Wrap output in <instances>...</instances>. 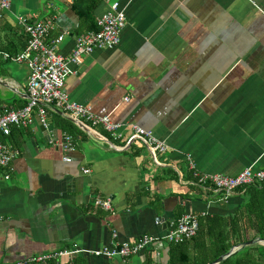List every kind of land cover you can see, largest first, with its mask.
I'll use <instances>...</instances> for the list:
<instances>
[{"label":"crops","instance_id":"0c3cea01","mask_svg":"<svg viewBox=\"0 0 264 264\" xmlns=\"http://www.w3.org/2000/svg\"><path fill=\"white\" fill-rule=\"evenodd\" d=\"M75 1L12 0L0 18V53L24 49L19 19L51 22L49 39L64 36L57 53L68 60L84 31ZM113 3L125 16L118 47L69 64L64 91L124 127L112 140L99 127L76 125L68 153L60 111L48 113L45 129L35 122L11 131L5 142L19 155L9 180L0 177V264L91 253L144 235L162 239L180 211L225 215L243 202L234 194L223 201L196 185L193 173L233 178L246 168L264 170V0H102L94 22ZM27 77L25 65L0 58V109L26 105ZM131 125L165 144L157 164L139 141L126 146ZM95 200H108L112 212ZM165 245L124 263L78 255L83 264H167Z\"/></svg>","mask_w":264,"mask_h":264},{"label":"built area","instance_id":"2783aa9c","mask_svg":"<svg viewBox=\"0 0 264 264\" xmlns=\"http://www.w3.org/2000/svg\"><path fill=\"white\" fill-rule=\"evenodd\" d=\"M11 2L12 0H0V18L10 9ZM18 24L26 37L24 49L14 56L0 53V58L6 62L23 64L27 68V101L26 105L19 110L0 109V172H3L0 177L3 181L9 180L12 172L11 164L19 155L17 151L10 149L5 142L10 137L11 131L31 128L35 122H38L45 129L47 128V116L51 111H60L65 118L74 124H81L84 128L95 130L99 127L112 140L119 138L118 131L124 127L111 123L106 116L95 115L87 107L70 102L64 91L65 80L72 74L69 64L80 66L82 58L89 56L95 50H114L118 47L121 33L125 28V16L119 4H111L108 10L98 17L96 32H88L76 37L75 48L68 60L57 53L64 36L58 35L49 39L50 34L55 31L51 22L37 21L31 23L19 19ZM129 129L131 135L126 146L133 141H139L149 151L153 162L157 164V156L166 152L165 144L157 141L151 132L135 125L129 126ZM73 148L72 138L65 136L63 151L68 153L73 151ZM63 162L71 163L67 157L63 159ZM82 173L88 174L89 171L83 170ZM193 181L202 188L220 194L225 201L239 188L264 182V170L254 171L251 168H246L233 178L193 173ZM94 206L105 212H112L108 200H95ZM197 229V217L184 214L171 226L168 234L162 239L144 235L136 242L114 243L113 247L109 249L91 253L66 250L59 253L33 256L12 264H46L60 258L70 259L78 254H89L96 258L119 260L124 263L148 248L158 247L163 243L181 244L188 241L195 237ZM112 238L116 239L115 232H113Z\"/></svg>","mask_w":264,"mask_h":264},{"label":"trees","instance_id":"16d2710c","mask_svg":"<svg viewBox=\"0 0 264 264\" xmlns=\"http://www.w3.org/2000/svg\"><path fill=\"white\" fill-rule=\"evenodd\" d=\"M101 1L76 0L72 4L71 9L79 18L81 29H84L82 33L97 31L93 15ZM82 33H77V36ZM55 116L58 117L57 112ZM63 125L74 142V137L79 133L78 127L68 119L63 120ZM234 195L244 197L234 212L198 216L195 237L181 244L163 243L166 244L167 264H214L219 258L223 260L218 264H264V246L256 243L264 242V182L239 188L234 191ZM182 215L183 212L180 211L174 224ZM249 242L254 243L245 246ZM235 248L237 250L230 254ZM83 262L78 255L63 264ZM46 264L62 263L60 260H53Z\"/></svg>","mask_w":264,"mask_h":264},{"label":"water","instance_id":"95a60500","mask_svg":"<svg viewBox=\"0 0 264 264\" xmlns=\"http://www.w3.org/2000/svg\"><path fill=\"white\" fill-rule=\"evenodd\" d=\"M75 125H77L79 128H84L81 124H75ZM84 129H85V128H84ZM171 224H172V222H170V223L167 225L168 229H170ZM253 243H254V242H249V243L245 244V246L251 245V244H253ZM258 243H264V242H258ZM159 247H161V246H159ZM235 250H237V248L233 249V250L230 252V254H232L233 251H235ZM230 254H229V255H230ZM222 260H223L222 258H219L218 260L215 261L214 264H218V263H220Z\"/></svg>","mask_w":264,"mask_h":264}]
</instances>
